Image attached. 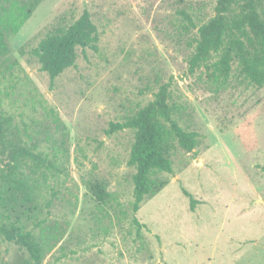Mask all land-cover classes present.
<instances>
[{"label":"rangeland","instance_id":"obj_1","mask_svg":"<svg viewBox=\"0 0 264 264\" xmlns=\"http://www.w3.org/2000/svg\"><path fill=\"white\" fill-rule=\"evenodd\" d=\"M215 2L43 0L9 39L10 58L39 102L19 87L2 107L21 131L23 124L33 135L32 129L50 128L39 144L50 156L61 134L65 140L61 168L67 177L59 183L68 190L59 186L63 196L50 209V222L64 235L43 264H264V87L242 78L215 82L204 68L188 73L196 27ZM84 10L98 31L96 51L79 50L75 66L50 89L32 51ZM164 83L181 127L198 133V146L192 153L175 150L173 174L162 175L167 185L142 203L139 242L130 214L122 213L132 201L134 170L126 161L133 132L105 131L152 100ZM41 105L55 113L59 133ZM87 182L102 185L114 201L99 202ZM0 259L22 264L26 254L0 242Z\"/></svg>","mask_w":264,"mask_h":264},{"label":"trees","instance_id":"obj_2","mask_svg":"<svg viewBox=\"0 0 264 264\" xmlns=\"http://www.w3.org/2000/svg\"><path fill=\"white\" fill-rule=\"evenodd\" d=\"M42 1L0 0V242L24 252L26 259L22 264H43L64 235L56 222H50V209L63 196L60 187L68 190L59 183L61 176L67 177L61 168L66 154L64 136L61 134L60 144L50 156L39 149L40 143L47 142L43 136L50 128L32 129L33 135L23 124L21 131L13 116L2 107L19 87L23 88L21 94L26 90V99L39 102L35 90L29 86V77L10 58L8 42ZM179 14L193 24L191 16L183 11ZM97 42L98 31L87 10L70 25L48 32L32 54L40 70L48 76L49 88L62 73L75 66L79 50L96 51ZM201 68L215 82L242 78L240 81L264 87V0H216L212 14L196 27L194 48L188 59V73ZM41 107L53 117L56 133L58 118L44 105ZM177 109L171 102L170 84L164 83L152 100L122 122L110 123L105 131L108 136L124 130L133 132L126 161L134 170L132 201L122 213L125 217L126 213L130 214L135 241L143 239V225L136 214L145 200L167 185L162 175L173 174L175 150L192 153L198 146V133L181 127ZM86 187L99 202L114 201L102 185L87 182ZM183 192L194 209L195 201L188 192Z\"/></svg>","mask_w":264,"mask_h":264}]
</instances>
